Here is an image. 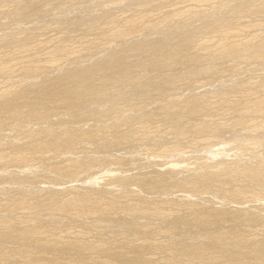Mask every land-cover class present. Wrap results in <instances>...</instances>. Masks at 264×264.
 <instances>
[{
	"label": "rangeland",
	"instance_id": "1",
	"mask_svg": "<svg viewBox=\"0 0 264 264\" xmlns=\"http://www.w3.org/2000/svg\"><path fill=\"white\" fill-rule=\"evenodd\" d=\"M263 4L0 0V230L8 228L0 264H232L233 252L251 257L264 241V183L227 172L264 166V109L254 108L264 100V50L254 58L241 50L211 57L264 41V15L250 12ZM129 29L136 33L115 38ZM161 38L166 48L188 43L190 53L170 68L150 65L160 59ZM143 39L151 48L131 47ZM120 54L116 67L85 76L91 89L88 79L72 77ZM204 67L212 70L187 72ZM108 76L125 78L99 87ZM81 81L83 94L50 95ZM213 172L216 183L207 176ZM185 178L186 187L155 190L138 182ZM65 200L72 202L58 209ZM23 230V238L7 236ZM220 231L240 244L215 245L203 258L180 255L181 242Z\"/></svg>",
	"mask_w": 264,
	"mask_h": 264
},
{
	"label": "bare ground",
	"instance_id": "2",
	"mask_svg": "<svg viewBox=\"0 0 264 264\" xmlns=\"http://www.w3.org/2000/svg\"><path fill=\"white\" fill-rule=\"evenodd\" d=\"M248 9V8H247ZM241 11V10H240ZM235 12H239V10H236ZM250 12L251 13H255V14H263L264 15V4L263 5H260V6H258V7H254V8H252V9H250ZM234 15H236V14H234ZM228 20V19H227ZM133 26V25H132ZM238 29V28H237ZM242 29V28H241ZM135 32V30H132V29H129V30H120V31H117L116 33H114V36H116L115 38H119V37H121V38H123V39H125L131 32ZM136 33V32H135ZM188 34V33H187ZM133 36V35H132ZM185 36V35H184ZM188 37H190L189 35H188ZM130 38V37H129ZM128 38V39H129ZM145 39H143V40H139V41H137V42H135V43H133L132 45H131V47L132 48H134V49H136V50H142V49H147L146 47H148V46H150L149 48H151V46H152V43H153V41H149V40H145ZM164 40H165V38H161V39H159V40H157L156 41V49L158 48V46H159V48H160V52L158 53L157 52V54L159 55L160 54V59H159V57L158 56H156L155 57V60H153V61H151L150 59V65L152 64V65H157L158 66V64L159 65H163V66H169V68H170V64L173 62V61H175L176 59L177 60H181L182 62H183V60H182V58L183 57H185V56H187V54L188 53H190L189 52V45H187L186 43H181L180 45H178V46H174V47H168V48H166L165 46H163V45H161V44H163L164 43ZM131 41V40H130ZM129 42V41H128ZM230 46V45H229ZM130 47V48H131ZM165 47V48H164ZM246 47H249V48H244V47H240V46H234L233 48H230V49H222L221 51H220V49H219V53L217 54H213L212 55V57L211 58H223V57H226V56H230L231 54H233L234 53V55L235 54H237V51L239 52L240 50L245 54V55H247L248 57H250V58H254V57H260V56H262V54H261V50H264L263 48H264V41H262L261 43H259V44H257V46H255V47H253V46H251V48H250V46H246ZM221 48H223V47H221ZM127 49V48H126ZM155 49V50H156ZM205 49V48H204ZM145 51V50H144ZM142 52V51H141ZM155 52V51H154ZM236 52V53H235ZM124 53V52H123ZM127 53V52H126ZM125 53V54H126ZM202 54V53H201ZM241 54V53H240ZM123 55V54H122ZM244 55V56H245ZM120 56H121V54L120 55H118L117 57H113V58H110V59H108V60H106V62L104 61L103 63H101V64H99V65H96V67H90V68H88V70L87 71H80V72H76V74H74L72 77H84V79H85V76H87L88 74H89V76H90V74L93 72V71H95V70H101V71H107V70H109V68H113L114 66L116 67L117 66V61L118 60H120ZM239 56H241V55H239ZM145 57V56H144ZM189 57H191V55H189ZM121 58H124L125 59V57L123 56H121ZM148 58V57H147ZM152 58V57H151ZM186 58V57H185ZM192 59H190V60H196L197 59V57H191ZM186 59H184V61H185ZM198 60V59H197ZM213 60V59H212ZM148 61V60H147ZM187 61V60H186ZM121 62V61H120ZM119 62V63H120ZM124 61H122L121 63H123ZM180 62V61H179ZM189 62V61H188ZM120 63V64H121ZM175 64V63H174ZM177 64H180V63H177ZM163 66H162V68H163ZM174 66V65H173ZM203 67V66H202ZM147 68V67H146ZM158 69V68H157ZM173 69V68H172ZM210 68H199V69H191V70H189V71H187L190 75H195V74H200V73H205V72H207L208 70H209ZM25 70V69H24ZM210 70H212V69H210ZM130 71V70H129ZM124 73H125V70L123 71ZM122 72V73H123ZM31 73V72H30ZM107 73V72H106ZM127 73H129V72H127ZM132 73V72H131ZM112 75V74H111ZM116 75V74H115ZM125 75V74H124ZM130 75V74H129ZM89 76H88V78H89ZM113 76V75H112ZM112 76H108V77H105V79H103V81L100 83V85H99V87L100 86H106V84H115L116 82L118 83V81L120 80L121 81V79H122V77L123 76H118V77H112ZM131 76V75H130ZM127 77V76H126ZM87 77H86V81H87V79H88ZM123 78H125V77H123ZM131 78V77H130ZM90 79V78H89ZM88 79V80H89ZM126 79H129V78H126ZM126 79H125V81H126ZM82 80V79H81ZM85 80H82V81H85ZM139 80V79H138ZM80 81V80H79ZM82 81H81V84H80V82H79V84L77 83V84H75L76 86H74V88H71L70 87V89L69 88H67L68 90H65L64 92H60V91H56V90H54L53 92H51V94L50 95H52L53 93V95H55L56 94V96H52V97H56L57 98V96L59 97V99H62V98H68L69 96H71V95H74V94H83V93H85V92H87V90H86V88H88L87 86L89 85V89H91L90 87H91V82H90V80H89V82L87 83L86 82V84H88V85H84L85 84V82H84V84H82ZM119 81V82H120ZM133 81V80H132ZM122 82H124V81H122ZM126 83H128V82H126ZM130 83V82H129ZM92 87H93V85H92ZM98 87V86H97ZM97 87H93V91H91V92H94L96 89H97ZM54 89V88H53ZM56 89V88H55ZM257 89V88H256ZM89 91V90H88ZM49 92H50V90H49ZM43 95V94H42ZM49 95V96H50ZM44 96H45V94H44ZM60 97H62V98H60ZM202 97V96H201ZM200 98V97H199ZM69 99H71V98H69ZM192 99V98H191ZM195 99V98H194ZM194 99H192V100H190V101H195ZM197 100V99H196ZM199 100H201V99H199ZM69 101V100H68ZM187 102V101H186ZM257 103V102H256ZM189 104V103H188ZM183 106V105H182ZM187 106V105H186ZM190 106V105H189ZM254 108L255 109H264V100L263 101H260V102H258L257 103V105L255 106L254 105ZM261 109H260V111H261ZM194 128H196V129H201L202 127H201V125L199 126V125H197L196 127H194ZM203 129V128H202ZM224 164H225V162H223ZM227 164H229L228 162H226ZM231 164V163H230ZM228 166V165H227ZM226 167V166H225ZM237 167V166H236ZM176 168H177V166H176ZM235 168V167H234ZM171 169H173V168H171ZM230 169H233V168H230ZM230 169H229V172H227V175L230 177V176H233L234 177V175L236 176V175H240L241 177H244V178H246V179H249V180H256V181H259V182H261V184H263L264 183V166L262 165V166H258V165H252V164H250V165H244L243 167L241 166V168L238 170V168H236L237 169V171H230ZM170 170V169H169ZM174 172H175V170H173ZM173 171H172V173H173ZM199 171V170H198ZM171 172V171H170ZM206 172H209V171H207L206 170ZM206 172H205V174H206ZM187 173V172H186ZM186 173H184L185 174V176L188 174H186ZM193 173V172H192ZM171 174V173H170ZM175 174H177L176 172L174 173V175ZM183 174V175H184ZM198 174V173H197ZM169 175V174H168ZM173 175V176H174ZM183 175H181L182 177H183ZM189 175H191V173H189ZM202 175V174H201ZM191 176H193V175H191ZM208 177H209V180H211V179H213L212 180V182H214L215 181V179H216V177H217V174H215L214 172L213 173H210V174H208L207 175ZM158 177V176H157ZM187 177V179L189 180V178L190 179H192L191 177H189L188 178V176H186ZM195 177H196V175H195ZM237 177V176H236ZM156 178V177H155ZM179 178H180V176H179ZM194 178V177H193ZM197 178H199L198 176H197ZM207 178V177H206ZM211 178V179H210ZM238 178V177H237ZM21 179V178H20ZM154 179V178H153ZM187 179L185 178V179H183V180H180V181H171V182H167V183H164L163 181V184H158L155 180H149V179H147L148 181H144V182H142V180L140 179L138 182L140 183V184H142V187H143V185L145 186V187H147V188H149V189H152V190H155V189H163V188H165V187H168V188H170V187H178V186H181V187H183V186H185L186 187V185L188 184V182H187ZM219 179V178H218ZM232 179V178H231ZM243 179V178H242ZM161 180V179H160ZM163 180V179H162ZM244 180V179H243ZM18 181V180H17ZM158 181V180H157ZM165 181V180H164ZM170 181V180H169ZM193 181H194V179H193ZM216 181H217V179H216ZM216 181H215V183H216ZM246 181H248V180H246ZM121 182V180H119V183ZM160 182V181H159ZM166 182V181H165ZM190 182V181H189ZM122 183H124L123 181H122ZM121 183V184H122ZM251 183V182H250ZM123 185V184H122ZM189 186V185H188ZM207 186V185H206ZM210 187V186H209ZM189 189H191V188H193L192 186H189L188 187ZM206 188V187H205ZM204 188V189H205ZM187 189V188H186ZM199 190V189H198ZM205 191V190H204ZM247 191V190H246ZM242 192V191H241ZM240 191H238V192H236L234 195L235 196H242V194L243 193H241ZM244 192V191H243ZM248 192V191H247ZM205 193V192H204ZM248 193H250V192H248ZM252 193V192H251ZM250 193V194H251ZM233 194V193H232ZM244 195H245V193H244ZM247 195V194H246ZM85 197V196H84ZM241 198V197H240ZM240 198H239V200H240ZM242 198H244L243 196H242ZM72 199V198H71ZM238 199V198H237ZM77 199H75V201H76ZM82 200H83V198H82ZM235 200H236V198H235ZM67 203H60V205L58 206V209H63L64 207H65V205L66 204H68L69 205V203H71L72 202V200H65ZM79 201V200H78ZM86 201V200H85ZM32 203V202H31ZM40 203V202H39ZM75 203V202H74ZM82 203V202H81ZM37 204V203H36ZM79 204V203H78ZM190 204V203H189ZM35 205V204H34ZM75 205V204H74ZM107 205V204H106ZM115 205V204H114ZM81 206V205H80ZM87 207H88V204L86 205ZM108 206V208H110L111 207V205H107ZM187 206V205H186ZM189 206H191V204L189 205ZM38 207V206H37ZM41 207V206H40ZM76 207H78L77 205H76ZM68 208V207H67ZM72 208V207H71ZM80 208V207H79ZM112 208V207H111ZM124 209H125V207H123ZM137 208V207H136ZM40 209V208H39ZM121 209V208H120ZM144 209V208H143ZM143 209H134V208H131V211H139V210H143ZM70 210V209H69ZM76 210V209H75ZM78 210V209H77ZM106 210V209H105ZM128 210L130 211V208H128ZM36 211V210H35ZM79 211H81V210H79ZM86 211V210H85ZM91 211H93V210H91ZM143 211H145V209L143 210ZM240 211V210H239ZM65 212H66V208H65ZM67 212H68V210H67ZM83 212H84V210H83ZM99 212H100V210H99ZM103 212V211H102ZM218 212V211H217ZM216 211L214 212V213H212L211 215H213V216H218V217H223L224 215H225V213H223V212H218L217 213ZM93 213V212H92ZM96 212H94V214H95ZM161 213V212H160ZM232 213H234V212H232ZM89 214V213H88ZM159 214V213H158ZM220 214H223L222 216L220 215ZM240 214V213H239ZM77 215V214H76ZM82 215H83V213H82ZM80 217H81V215H79ZM241 216H243L244 218H246L247 220H253L254 219V216H252V215H249L248 213H245L244 215H243V213H242V215ZM199 220V219H198ZM3 224H5V226L7 225H9V223H3ZM11 226V225H10ZM10 229V228H9ZM1 231V230H0ZM4 231V230H3ZM6 231H8V228H7V230ZM6 231H4V232H6ZM25 230H23V231H18V232H16V233H7V236H9V237H12V238H23V236H24V234L25 233H27V232H24ZM2 233V231L0 232V235H6V233ZM9 232H11V230L9 231ZM31 232V231H30ZM39 232V231H38ZM35 233V232H34ZM33 232L32 233H29L30 235H33L34 234ZM26 235V234H25ZM28 235V234H27ZM35 236H36V233H35ZM34 238H36V237H34ZM32 239V238H31ZM37 239V238H36ZM241 239V238H240ZM23 240V239H22ZM182 240V239H181ZM183 241V240H182ZM195 243H193V244H191V245H188V244H185V241H183V243L181 242L178 246H179V248H181L180 250H178L179 251V253H180V255H182V256H184V257H186V258H191V257H195V259L196 258H203V257H207V253L209 252V250L211 249V248H213V246L215 247V245H221V249H225V248H227L228 250L229 249H233L235 246H237L238 244H240V240H239V237H236L235 238V236H233V234H232V232H225V231H220V232H215V233H213V232H203V233H200L199 234V236H196L195 237V241H194ZM260 242V241H259ZM50 243H52V242H50ZM54 243V242H53ZM179 243V242H178ZM49 244V243H48ZM248 245V244H247ZM174 246V245H173ZM167 247H169V246H167ZM177 247V246H176ZM240 247V246H239ZM160 248V247H159ZM178 248V249H179ZM216 248V247H215ZM218 248V247H217ZM242 248V247H241ZM253 248H254V250H255V252H254V254L251 256V257H249V258H242V257H240V256H238L236 253L235 254H233L232 253V255L230 256L231 257V259H232V264H264V241L263 242H261V243H256V244H254V246H253ZM74 249V248H73ZM175 249V248H174ZM173 249V250H174ZM223 249V250H224ZM172 250V251H173ZM227 250V251H228ZM222 251V250H221ZM114 253V252H113ZM141 253V252H140ZM173 253V252H172ZM210 253H211V251H210ZM217 253V252H216ZM223 253H226V252H220L219 254H223ZM177 254H178V252H177ZM224 255V254H223ZM182 256H180V257H182ZM126 257V256H125ZM130 257V256H129ZM139 258H140V256H138ZM220 257V256H219ZM223 257V256H222ZM128 258V257H127ZM132 258H137V254L134 256V257H132ZM209 258V257H208ZM125 259V258H124ZM131 260H133V259H131ZM130 260V261H131ZM135 260V259H134ZM137 260V259H136ZM138 260H140V259H138ZM201 260V259H200ZM209 260V259H208ZM128 261V260H127ZM230 261V260H229ZM228 261V262H229ZM135 262V261H134ZM177 262V261H176ZM138 263V262H137ZM169 263H171V262H169ZM129 264V263H128ZM133 264V263H132ZM145 264H149L148 262H146ZM165 264H167V263H165ZM177 264V263H176Z\"/></svg>",
	"mask_w": 264,
	"mask_h": 264
}]
</instances>
